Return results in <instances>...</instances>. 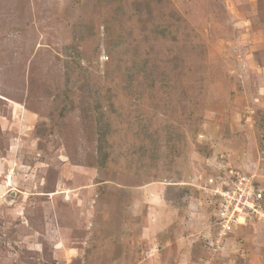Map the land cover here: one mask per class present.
<instances>
[{"label":"rangeland","instance_id":"374dc122","mask_svg":"<svg viewBox=\"0 0 264 264\" xmlns=\"http://www.w3.org/2000/svg\"><path fill=\"white\" fill-rule=\"evenodd\" d=\"M261 116L264 0H0V264H264L208 201L223 166L264 209Z\"/></svg>","mask_w":264,"mask_h":264},{"label":"built area","instance_id":"2783aa9c","mask_svg":"<svg viewBox=\"0 0 264 264\" xmlns=\"http://www.w3.org/2000/svg\"><path fill=\"white\" fill-rule=\"evenodd\" d=\"M209 183L212 185L210 203L216 205L220 220L219 243L224 242L239 218L246 220L261 216L264 219L262 194L248 176L233 170L227 172L222 166L221 173L211 178ZM206 185L203 182L202 188Z\"/></svg>","mask_w":264,"mask_h":264},{"label":"trees","instance_id":"16d2710c","mask_svg":"<svg viewBox=\"0 0 264 264\" xmlns=\"http://www.w3.org/2000/svg\"><path fill=\"white\" fill-rule=\"evenodd\" d=\"M164 22V21H163ZM172 26L171 25H169V24H164V26H163V30L165 29L166 31L167 30H169L170 28H171ZM174 64H175V69L177 68V65H176V63L175 62H173ZM66 99H69V97L66 95V97H65ZM87 109H89V107L87 108ZM187 115V114H186ZM192 115V116H191ZM189 116H191V118H192V120H193V122H192V124L190 125V133H191V135H190V137H188V138H186L185 139V143H186V145H188L187 147H189V148H191L192 147V145H193V147H195V148H199V149H201L203 146H201L198 142H197V136H198V132H199V129H200V125H201V121L200 120H196V119H194V118H197L198 117V111H195V110H192V113L191 114H189ZM197 116V117H196ZM168 123H169V121H168ZM259 127H260V129H264V116H261L260 117V119H259ZM98 134H99V141H102V138H101V135H100V133L98 132ZM184 137V136H183ZM192 149V148H191ZM190 149V150H191ZM211 154V151H209L206 155H210Z\"/></svg>","mask_w":264,"mask_h":264},{"label":"crops","instance_id":"0c3cea01","mask_svg":"<svg viewBox=\"0 0 264 264\" xmlns=\"http://www.w3.org/2000/svg\"><path fill=\"white\" fill-rule=\"evenodd\" d=\"M206 192V191H205ZM207 198H208V196H206ZM209 202H210V198H209V200H208ZM191 203L192 202H190V204H189V207H188V211H186V214H189V215H194L195 213L192 211V209H194V208H192L193 207V205H191ZM195 206V205H194ZM216 210V209H215ZM189 212V213H188ZM216 211H215V217H216ZM108 233H110V232H108ZM114 234H107V233H105L104 234V236L103 235H101V237H106V238H110V239H112V238H118V239H120L121 241L120 242H118V241H114V242H112V246L110 247V248H113V247H115V249H116V246L118 245L119 247H123V237L122 236H120V233H118V234H116V236H113ZM108 236V237H107ZM231 241H232V239H231ZM235 241V240H234ZM103 243H108V242H103ZM122 243V245H120ZM109 244V243H108ZM106 246V245H105ZM118 247V248H119ZM124 247H126V246H124ZM235 247V246H234ZM100 248V249H99ZM126 248H128V247H126ZM89 250L88 251H90V252H94V253H98V254H100V253H107V251H108V248H105V249H102V247L101 246H98V247H94V245L93 246H91V249L90 248H88ZM116 252V251H115Z\"/></svg>","mask_w":264,"mask_h":264}]
</instances>
